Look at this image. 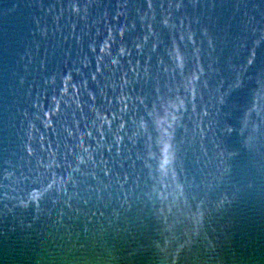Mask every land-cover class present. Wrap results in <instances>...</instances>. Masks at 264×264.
<instances>
[{
  "label": "water",
  "instance_id": "1",
  "mask_svg": "<svg viewBox=\"0 0 264 264\" xmlns=\"http://www.w3.org/2000/svg\"><path fill=\"white\" fill-rule=\"evenodd\" d=\"M0 264H264V0H0Z\"/></svg>",
  "mask_w": 264,
  "mask_h": 264
}]
</instances>
